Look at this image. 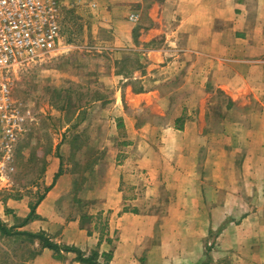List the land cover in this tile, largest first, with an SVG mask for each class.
I'll return each mask as SVG.
<instances>
[{
	"label": "crops",
	"instance_id": "crops-1",
	"mask_svg": "<svg viewBox=\"0 0 264 264\" xmlns=\"http://www.w3.org/2000/svg\"><path fill=\"white\" fill-rule=\"evenodd\" d=\"M74 12L111 61V92L92 85L80 108L89 116L103 107L94 131L100 140L79 145L78 155L93 156L82 166L77 161L78 191L52 159L35 219L21 227L30 200L20 196L4 200L0 219L12 217L18 231L66 248L54 253L37 244L30 264H84L77 253L97 261L110 254L108 264H200L183 250L165 259L163 243L150 242L156 215L148 204L153 196L171 233L177 229L169 219L181 225L197 212L223 219L224 181L238 187V198L241 176L256 172L264 145L249 127L264 121V0H95L66 13ZM243 150L244 162L226 163L228 152ZM64 207L78 211L69 215ZM106 214L100 235L96 220Z\"/></svg>",
	"mask_w": 264,
	"mask_h": 264
},
{
	"label": "rangeland",
	"instance_id": "rangeland-1",
	"mask_svg": "<svg viewBox=\"0 0 264 264\" xmlns=\"http://www.w3.org/2000/svg\"><path fill=\"white\" fill-rule=\"evenodd\" d=\"M76 17L75 12L63 13L61 45L57 50L37 60L14 65L5 75L11 88L12 102L20 106L25 123L15 152L14 170L7 175L0 190V212L6 198L27 197L30 203H35L38 197L44 196V178L46 172L48 177L51 171L52 159L55 163L60 162L61 173H68L75 192L80 187L76 181L81 176L77 161L82 162V166L93 156L89 155L88 158L86 154L84 159V155H78L77 151L80 146L91 147L100 140L95 132L100 128L97 126L102 121L100 113L103 107H99V111L97 108L90 110L89 116H83L84 112L80 108L82 100L93 91L90 89L92 85L105 87L106 94L111 92L109 87L114 85L109 73L111 61L108 56L96 51L99 45L90 40L92 27L85 25L86 29L83 31V26ZM83 86H89L90 90L82 91ZM78 112L81 113L79 116ZM97 112L99 117H93ZM67 119L68 122H65ZM249 128L258 130L262 135L263 146L264 121L257 124L251 122ZM243 151L228 152L226 163L244 162L247 152ZM262 153L257 157L259 163L256 172H244L246 178L254 177L260 181L259 185H252L242 175L246 184L239 186L242 194L239 193L236 198L238 187L234 185L229 189L224 181L223 219L200 216V212L196 216L185 218L181 225L176 224L178 219H169L177 229L171 233L164 223L166 218L157 215L159 205L154 204V197L150 196L153 202L148 204V214L156 215L152 218L154 225L151 226L150 242L163 243L165 259H170L175 251L183 250L191 253L187 256L190 261L200 264H264V152ZM227 193L233 195L231 200ZM74 198L76 195L73 193L71 199ZM205 201L204 205L215 204L214 200ZM70 210L78 211L67 207L66 213L69 215ZM107 217L108 214L105 215V221ZM1 221L9 228L14 226L12 217ZM222 225L224 228L221 236L219 231ZM35 243L31 247L22 243L20 247L19 243L0 239V264H30L36 256L30 258L27 252L31 248L34 252L38 250V243ZM55 257L58 258L54 256V259ZM85 257L91 258V255ZM145 258L144 255L139 259ZM90 261L93 264L109 262H106L103 254L99 261L97 257Z\"/></svg>",
	"mask_w": 264,
	"mask_h": 264
},
{
	"label": "built area",
	"instance_id": "built-area-1",
	"mask_svg": "<svg viewBox=\"0 0 264 264\" xmlns=\"http://www.w3.org/2000/svg\"><path fill=\"white\" fill-rule=\"evenodd\" d=\"M95 0H0V190L14 170L17 144L25 118L11 99L5 75L14 65L34 61L61 45L64 12ZM130 20L136 21L132 15Z\"/></svg>",
	"mask_w": 264,
	"mask_h": 264
},
{
	"label": "trees",
	"instance_id": "trees-1",
	"mask_svg": "<svg viewBox=\"0 0 264 264\" xmlns=\"http://www.w3.org/2000/svg\"><path fill=\"white\" fill-rule=\"evenodd\" d=\"M59 173L54 176V180L59 176ZM42 199H43V196L38 197L37 200L35 201V203L29 204L30 213L27 216V218L22 222L21 227L24 224H26L27 222L35 219V212H34L35 208ZM96 222H97L95 225L96 230L99 231L100 235H103V233H105V231L107 229V222L106 221L102 222L101 216L97 218ZM19 225L14 224L13 227L9 228L4 223H2V221L0 219V239H2V240L8 239V240H11L13 242L19 243L20 247H21L22 243L23 244L27 243L31 247L33 244H35V242H37L38 245L40 246V248L48 249L54 253H60L62 251H66V248H62L61 246H58V245L50 242L47 238L44 237L43 234H40V233L39 234H30L27 232L18 231L17 228H19ZM20 247H19V249H20ZM27 256L30 258L35 257V256H37V251L34 252V250L31 248L27 252ZM103 256L106 259V262H108V260H110V254H106ZM95 257H96V254H95V256L91 255L92 260H95ZM91 258H83L82 259V255L80 253H77V260L80 262H83L84 264H93L90 261Z\"/></svg>",
	"mask_w": 264,
	"mask_h": 264
}]
</instances>
